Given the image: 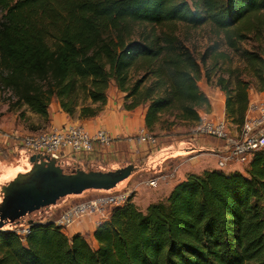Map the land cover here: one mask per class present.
<instances>
[{"label":"trees","instance_id":"trees-1","mask_svg":"<svg viewBox=\"0 0 264 264\" xmlns=\"http://www.w3.org/2000/svg\"><path fill=\"white\" fill-rule=\"evenodd\" d=\"M262 12L264 0H0V90L45 121L52 98L86 120L99 114L112 81L123 110L145 106L148 132L173 108L198 122L196 109L210 105L197 85L200 65L165 27L209 23L227 33ZM136 25L148 29L134 38ZM243 54L262 85L264 60ZM216 85L226 118L240 128L247 83L219 77ZM132 198L97 224L95 248L52 221H32L23 238L0 229V264H264V147L244 174H189L144 211Z\"/></svg>","mask_w":264,"mask_h":264},{"label":"rangeland","instance_id":"rangeland-1","mask_svg":"<svg viewBox=\"0 0 264 264\" xmlns=\"http://www.w3.org/2000/svg\"><path fill=\"white\" fill-rule=\"evenodd\" d=\"M143 28L148 29V27L136 25L133 37L135 38L136 33ZM165 29L175 34L178 41L192 53L193 57L200 65L202 76L198 80L197 85L199 90L207 97L210 104L208 108L201 107L196 109L200 120L198 122L183 121L177 110L173 108L171 111L161 115L159 122L154 126L152 132H148L143 126L145 132L157 138L156 148H152L148 145H133L128 142H119L111 147L95 146L93 152L88 154L80 153L64 157L58 166L63 169L65 173H71L78 168L86 172L109 171L130 164L133 165L136 170L115 189L110 191L88 190L81 195L62 198L53 206L25 216L16 227L7 224L1 228L2 230L12 229L21 233L22 230L27 228L28 221L55 222L56 219L70 207L107 193L118 191L129 195L131 193L134 194L137 187L143 186L144 181L151 178L152 174L150 171H147L146 165L152 161V159L157 158L160 154L168 153L169 151L167 150L173 149L172 147L177 148L180 145L189 146L193 142V139H197L196 141L199 145L194 144L197 148L203 146L205 147L203 150H215L217 143H222V141L211 137L200 136L197 133L198 127L203 120H216L219 117H223L229 133L234 134L240 131V128L226 118L225 97L217 87L216 81L220 77L229 79L230 82L233 83L236 78H239L247 83V94L251 96L252 100L259 96H264V83L262 85L260 84L257 71L254 70L253 65L249 63L247 59L248 56L243 54L246 51L264 60V12L248 16L243 23L229 30L227 33L213 27L209 23L199 27H190L183 23H174L166 26ZM238 35L242 38L240 39ZM230 43H233L234 46L231 47ZM203 55L207 57L204 65L200 63V58ZM205 73L206 77L204 76ZM259 73L264 79V70L262 72L259 70ZM142 74V69L137 72L132 71L131 77L132 79H137L142 76ZM106 95V103L102 106L97 116L103 113L108 103L112 105L117 104L118 108L122 109L124 95L116 90L112 81L109 83ZM54 109L60 108L56 99L52 98L48 106V121H45L38 115L31 113L26 106H15L11 93L6 90H0V134L6 133L10 135V142H16V145L19 147V141L24 136L48 132L50 130L49 122ZM144 110L145 106H140L133 110V112L139 114ZM68 118L70 120L75 118L78 119V114L76 113L73 116H68ZM78 120L81 121V119ZM138 122L139 119L133 117L129 125L136 127ZM67 125L72 124H64L61 127ZM116 141L117 140H115V142ZM13 151L12 149L6 148V144L0 142V162L10 166L20 164L19 162L22 160L25 163L23 167L26 171L30 169L31 163L28 161L29 155L25 151L21 154H18L20 152L19 150ZM157 152H159L158 155L156 154ZM211 159L213 158L210 157V160ZM213 161L216 164L217 159L214 158ZM247 168L246 165L231 164L221 170L219 169V171L230 174L238 171L245 172ZM2 185H4V183L0 184V187ZM108 215L109 212L107 211V213L102 216L97 214L96 217L98 221H102L107 219ZM71 225L62 227L63 232L68 233ZM84 238L91 247H96V243L89 235H86Z\"/></svg>","mask_w":264,"mask_h":264},{"label":"built area","instance_id":"built-area-1","mask_svg":"<svg viewBox=\"0 0 264 264\" xmlns=\"http://www.w3.org/2000/svg\"><path fill=\"white\" fill-rule=\"evenodd\" d=\"M197 133L200 136L222 141L224 148L216 155L218 169L221 170L231 164L248 167L253 154L264 147V96L248 100L244 121L238 133L228 132L223 117L216 120H203ZM9 138L10 135L6 133L0 134V142H7ZM115 140L102 129L89 133L78 125H67L48 132L26 135L20 140V145L29 157L35 155L41 158L47 157L60 165L64 157L80 153L88 154L93 152L95 146L109 147ZM126 140L128 143L157 147V138L145 132L144 129H140ZM156 181L157 178H150L145 184L153 188L156 186ZM128 196L129 194L117 191L80 202L66 210L54 223L62 228L70 226L88 214L102 216L107 211L110 213L113 208L121 206ZM28 231V226L21 233L15 230L21 238Z\"/></svg>","mask_w":264,"mask_h":264},{"label":"crops","instance_id":"crops-1","mask_svg":"<svg viewBox=\"0 0 264 264\" xmlns=\"http://www.w3.org/2000/svg\"><path fill=\"white\" fill-rule=\"evenodd\" d=\"M248 98L251 100V96H248ZM144 113L145 110L141 111L139 114H136L133 111L127 112L123 109H119L117 104L112 105L108 103L107 108L99 116L80 121L76 118L70 120L60 109H54V112L50 117L49 129H57L64 124L78 125L89 133H94L97 129H102L108 132L112 138L117 140L116 142L114 141L112 145L119 142L126 143L128 142L126 140L127 137L135 135L140 129H143ZM133 117L139 119L136 127L129 125ZM196 140L197 139H193V142L189 146L180 145L177 148L172 147L173 149L167 150L169 151L168 153L158 155L159 152H157L156 154L158 157L152 159V161L146 165L147 171H150L152 174L151 178H157V181L156 186L153 188L146 186L145 183L148 179L144 181L143 186L136 188V192L133 194L132 203L139 210L144 211L148 205L152 203L165 202L174 186L183 181L187 175H200L204 171L219 170L213 159H217L216 155L218 154V151L224 148L223 143H217L215 150H203L205 147L202 145L200 148H197L196 145H194L198 144ZM3 143L6 144V148L10 150H19L20 152L18 154L23 152L20 141L19 147L16 145V142L11 143L10 140ZM210 157L213 159L210 160ZM19 163L20 164L9 166L8 164L0 162V184L10 181L19 172H26V169L23 167L25 164L24 161L21 160ZM238 172L244 173L242 171ZM100 221L97 220L95 214L85 215L75 221L71 225L68 233L65 232V235L70 237L75 233H79L84 237L89 235V237L93 239V231Z\"/></svg>","mask_w":264,"mask_h":264},{"label":"water","instance_id":"water-1","mask_svg":"<svg viewBox=\"0 0 264 264\" xmlns=\"http://www.w3.org/2000/svg\"><path fill=\"white\" fill-rule=\"evenodd\" d=\"M31 169L18 173L0 187V229L16 226L36 211L53 206L62 198L81 195L88 190L110 191L129 178L133 165L109 171L65 173L53 160L30 156ZM32 221H28V225Z\"/></svg>","mask_w":264,"mask_h":264}]
</instances>
